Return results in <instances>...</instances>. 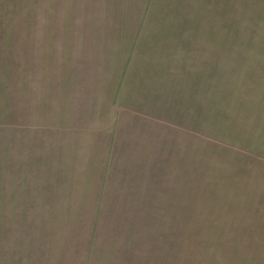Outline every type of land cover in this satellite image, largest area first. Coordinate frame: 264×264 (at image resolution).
<instances>
[{
    "label": "rangeland",
    "instance_id": "obj_1",
    "mask_svg": "<svg viewBox=\"0 0 264 264\" xmlns=\"http://www.w3.org/2000/svg\"><path fill=\"white\" fill-rule=\"evenodd\" d=\"M0 264H264V0H0Z\"/></svg>",
    "mask_w": 264,
    "mask_h": 264
}]
</instances>
